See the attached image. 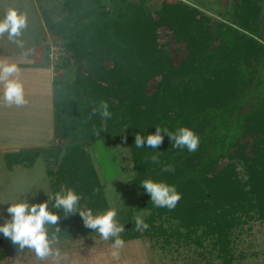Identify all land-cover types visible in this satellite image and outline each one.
Returning <instances> with one entry per match:
<instances>
[{"label":"trees","instance_id":"trees-1","mask_svg":"<svg viewBox=\"0 0 264 264\" xmlns=\"http://www.w3.org/2000/svg\"><path fill=\"white\" fill-rule=\"evenodd\" d=\"M115 2L109 13L85 8L83 0H64L67 16L49 26L67 53L55 68L76 67L72 81L57 79L53 90L55 137L67 145L36 150L44 156L52 195L65 185L82 197L81 207L93 214L106 211L87 147L100 139L113 148L126 139L135 172L130 183L145 190L139 184L145 179L164 182L175 186L181 199L169 210L156 207L147 194L137 209L119 211L122 223L130 224L120 234L124 242L162 232L178 244L209 247L222 264H235L234 245L244 226L264 219L262 4L235 0L229 22L212 19L185 0L164 1L155 10L147 0ZM51 43H45L47 59ZM101 100L109 104L110 119L92 115ZM155 126L173 133L192 129L198 149L175 148L163 133L158 149L136 148V133L146 137ZM154 155L159 163H153ZM165 165L174 171H162ZM49 208L61 216L59 239L90 230L79 213L64 218L51 202ZM142 208L151 213L144 220L149 227L137 231L133 213ZM165 221L174 227L170 232ZM4 242L0 260L14 252L10 239Z\"/></svg>","mask_w":264,"mask_h":264},{"label":"rangeland","instance_id":"rangeland-1","mask_svg":"<svg viewBox=\"0 0 264 264\" xmlns=\"http://www.w3.org/2000/svg\"><path fill=\"white\" fill-rule=\"evenodd\" d=\"M33 0H0V12L3 10L6 12L9 9H16L18 12L28 15L27 26H31L36 33H43L48 28L49 38L46 42L51 44H58V59L55 60L54 66L57 63H62V60L67 58V53L62 45L63 40L54 36L49 29L50 24H55L58 21L64 19L67 14L64 10V0H36L38 9L33 6ZM167 1L171 4L180 2L181 0H147L150 9L155 10L161 6V4ZM190 5L196 7L199 11L204 12L208 17L212 19L222 21H233L235 0H185ZM85 8L91 6H97L99 9L105 12H113L116 9L115 0H83ZM262 4V16H264V0H260ZM3 11V13H5ZM43 14L45 20L41 25L39 21L40 17L37 14ZM30 17V18H29ZM43 21V20H42ZM47 24V26H46ZM163 31L165 28L162 29ZM27 33V39L29 38L28 30L23 32ZM33 36V34H32ZM49 61V60H48ZM50 63V62H49ZM51 64V63H50ZM53 65V64H52ZM56 67V66H55ZM58 79L65 82H70L74 78L76 73V67L59 68L56 69ZM158 77V75H157ZM155 84L153 81L150 84L152 88ZM118 121H122V117L118 118ZM122 125L123 130L128 129L129 125L125 122ZM29 139V148L20 149L19 146L11 147L12 151H9L4 157L0 154V224L5 223L6 220L11 219L7 212L9 202H17L22 199H27L29 203H41L48 199V195H52L50 187V177L47 173L46 162L43 154L36 155L37 149H46L52 147H43L41 142H44L46 137L42 136L40 139H34L33 134L29 133L27 138ZM110 142L113 140L109 139ZM67 140H58L56 145H67ZM88 150L91 155L92 161L96 168L100 182L105 192L106 200L108 202V208H116L117 214L121 210L127 211L130 207H139V205L146 199L147 193L145 190H141L132 185L131 178L135 175L133 170L132 154L129 143L126 139L119 140L118 144L110 147L104 140H94L89 142ZM58 165L54 166V170ZM150 211L146 209H140L134 211L133 218L137 217L145 220L150 215ZM117 220L124 228L130 227V224L122 223L121 219L117 216ZM170 226L177 225L176 221L170 220ZM61 227V224L58 225ZM164 226L167 232H170L174 227H170L167 221L164 222ZM88 228L86 229V231ZM169 238L167 233L157 234L156 237H150L146 235L139 240L125 242L124 245H139L134 247L135 255L128 256L126 253L122 260L119 261L117 257L112 255V251L107 253L112 256L107 260H101L98 264H222L221 259L216 256V252H210L207 249H200L185 245L184 243L178 244L174 238L170 243L165 240ZM8 239L0 233V250L4 251V241ZM113 242L102 240L96 232L88 230L85 234L77 231L75 237L72 239H59L57 243L53 245L54 249L68 252L71 246L85 249L84 253L90 252L91 245H112ZM14 249L5 259L0 260V264H26L27 260L31 261V264L37 263L38 257H29V253L33 251L25 249L23 252H18L17 246L13 245ZM17 250V251H16ZM130 250V253L133 252ZM204 251V254H200ZM129 252V251H124ZM234 253L236 255L235 264H264V219L254 220L244 226V230L238 237V241L234 245ZM114 257V258H113ZM34 260V262H33Z\"/></svg>","mask_w":264,"mask_h":264},{"label":"clouds","instance_id":"clouds-1","mask_svg":"<svg viewBox=\"0 0 264 264\" xmlns=\"http://www.w3.org/2000/svg\"><path fill=\"white\" fill-rule=\"evenodd\" d=\"M26 28L27 16L16 9H9L5 17L0 20V37L7 34L10 41L23 47L17 38ZM19 74L20 68L16 64L0 63V84H3L4 89L3 100L8 105L23 106L27 103ZM96 114L104 120L111 118L112 113L109 111L107 101L101 100L98 107L92 109V115ZM155 127V133L148 134L146 137L136 133L134 146L158 149L163 143V133L169 137L171 145L175 148H187L189 152H195L199 147V136L190 128L180 127L173 133L167 128ZM151 159L153 163H159L158 156L154 155ZM162 171L172 172L174 168L171 165H165ZM139 184L150 195V201L156 207H166L171 210L181 199V194L173 185L155 182L151 179H145ZM47 196L48 199L41 203H29L27 199L7 203V212L11 219L0 224V233L17 246L18 252H23L25 249L31 250L41 260L53 254H59L53 245L60 238L61 228L58 225L61 216L56 211L50 210L49 203L51 202V209L61 210L64 218L79 213L86 228L96 232L102 240L112 239V255L119 256L125 243L120 234L125 231V228L117 220L116 208L93 214L92 209L80 206L82 197L65 185H61L54 195L47 194ZM148 227L149 225L142 218H136L135 229L137 231L146 230Z\"/></svg>","mask_w":264,"mask_h":264},{"label":"crops","instance_id":"crops-1","mask_svg":"<svg viewBox=\"0 0 264 264\" xmlns=\"http://www.w3.org/2000/svg\"><path fill=\"white\" fill-rule=\"evenodd\" d=\"M32 2L37 10L36 0ZM3 11L0 12V20L5 17L6 11L5 13ZM37 15L40 17L41 25L44 24L43 14L38 13ZM26 16L28 17V15ZM28 24L30 25L27 26V30L29 27V38L27 39V33H23L26 29L17 38L23 47L10 41L7 34L0 37V63H14L20 68L19 79L23 84L27 101L23 106L6 104L3 100V84H0V154L4 157L6 153L12 151L11 147L18 148L19 146L22 149L24 148L22 146L26 145L25 148L28 149L29 139L25 138L29 133L33 134L34 139L45 136V141L41 142L43 147L55 146L59 140L55 137L54 131L53 101L54 84L58 76L55 66L49 63L45 52V43L49 38L48 28L46 27L43 33H36L30 20ZM127 242L130 243V241ZM68 246H71L68 252L63 251L64 249L61 250L63 246L59 247V251L62 252H59L58 255L53 254L43 260L38 258L35 264H98L96 262L112 257L107 253L113 250L112 245H91L92 247L89 249L91 251L88 253H84L85 249L78 248L77 245ZM136 246L139 245H124L117 259L121 261L126 253L128 256L133 255L134 257L136 254L133 249ZM131 249L132 253H130ZM32 256H36V254L29 253V257ZM26 264H31V261L27 260Z\"/></svg>","mask_w":264,"mask_h":264},{"label":"built area","instance_id":"built-area-1","mask_svg":"<svg viewBox=\"0 0 264 264\" xmlns=\"http://www.w3.org/2000/svg\"><path fill=\"white\" fill-rule=\"evenodd\" d=\"M58 45L56 44H50V48H49V51H48V60L51 64L54 65V62L55 60L58 59Z\"/></svg>","mask_w":264,"mask_h":264}]
</instances>
